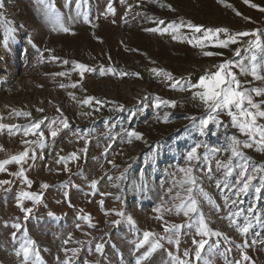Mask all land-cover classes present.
Wrapping results in <instances>:
<instances>
[{
  "label": "rangeland",
  "instance_id": "rangeland-1",
  "mask_svg": "<svg viewBox=\"0 0 264 264\" xmlns=\"http://www.w3.org/2000/svg\"><path fill=\"white\" fill-rule=\"evenodd\" d=\"M262 8L264 0H0V124L13 126L14 133L0 129V162L29 151L21 164L9 163L0 171V181H9L0 183V264H25L23 254L16 255L25 229L40 254V261L31 257L27 264L65 259L69 264H136L149 247L136 246L144 232L162 247L141 264H174L173 257L202 264L194 243L201 240L206 241L202 258L211 264H264V171L259 170L264 151L241 145L242 155L232 156L231 137L248 138L224 112L219 125L211 122L201 134L199 122L207 113L193 98L196 89H187V82H198L228 60L243 88L264 89V79L238 66L250 69L255 63L264 77V53L249 48L257 37L264 44ZM189 22L202 31L189 28ZM60 24L70 31L60 30ZM173 25L179 31H172ZM209 28L256 36H239L228 48L215 47L214 41L201 47L197 41ZM205 51L220 55L204 56ZM73 61L90 70L81 76ZM61 72L65 75H56ZM177 81L186 90L173 88ZM250 94L254 102L264 101V95ZM160 101L176 106L156 107ZM41 120L35 135H24L25 127ZM257 123L264 125V118ZM132 131L142 139L130 138ZM197 144V157L189 161L187 154ZM187 168L195 185L181 171ZM21 169L22 176L13 175ZM248 177L249 189L240 193ZM189 187L198 212L185 216L177 207L188 201ZM21 192L42 197L39 203L20 201L32 209L27 220L17 201ZM201 215L219 235L197 234ZM82 216H90L92 226ZM16 223L20 230L12 227ZM248 224L246 233L237 230ZM172 225L180 228L166 233ZM97 244H103L102 252Z\"/></svg>",
  "mask_w": 264,
  "mask_h": 264
},
{
  "label": "snow or ice",
  "instance_id": "snow-or-ice-1",
  "mask_svg": "<svg viewBox=\"0 0 264 264\" xmlns=\"http://www.w3.org/2000/svg\"><path fill=\"white\" fill-rule=\"evenodd\" d=\"M42 2V0H41ZM222 2V0H221ZM245 3H249V0H245ZM79 6V5H78ZM230 6V5H229ZM252 7H258L255 4L251 5ZM109 11H112L111 7H109ZM261 11H264V8L261 9ZM239 15V13H237ZM85 21L87 22V16L85 15ZM163 23V21H161ZM172 31H179L180 26H170ZM189 28L194 29L195 32L199 33L202 31L200 26L192 25L190 22L188 24ZM60 30L64 32H69L70 29L68 27H65L63 24H60ZM169 29H164V31H168ZM152 31H156V29H153ZM225 34V38L221 39L220 34ZM229 30L226 28H216V29H204L203 30V37L202 40L197 41V43L204 47L203 41H214V46L219 48H228L230 44L237 43V37L239 36H256V33H248V32H238L235 35L228 34ZM175 38V37H173ZM192 41L189 40V43ZM249 48L250 49H260L262 53H264V44L261 43L259 38L257 37L254 41H249ZM240 50L237 49L235 52V55H239ZM204 56H214V55H220V53H214L211 51H205L203 53ZM53 59H56L53 57ZM253 61L256 60V56L253 55L251 57ZM65 64L68 63V61H64ZM74 65V68L80 70V75L83 76L84 72L90 69H87V67L83 64H79L75 61L72 62ZM233 66V62L231 60L225 61L223 63H220L216 66L217 70L215 72H209L205 73L204 75L200 76L198 82L196 83H190L187 82V89H196L192 93L194 99H199L206 110L207 117L203 118L199 122L200 126V132L201 134L205 133V130L208 128L209 124L211 122H215L219 125L218 117L220 113L224 112L231 118L232 126L237 128L240 133L247 136V140L241 142L239 139H237L236 136L231 137V144L230 149L232 156H238L242 155V153L239 151L241 145L244 148H251L254 145L257 146L258 150L264 151V125H260L257 123L258 118H264V110L261 108V104H264V101H261V103L254 102L252 95L250 93L254 92L257 96L264 95V89L261 88H253V89H247L243 88L241 85L240 80L237 79L236 75L231 71V68ZM241 68V71L244 72V74H248L249 71L253 77L256 79H264V77L258 75L257 73V66L255 63L252 64L251 68H246L243 64L238 65ZM155 71V70H154ZM160 73H162L164 76H166L169 80L172 79V76L170 73L163 72V70H160ZM103 74V73H101ZM159 74V73H158ZM56 75H65V73H57ZM180 87L181 91L186 90L185 87L180 86V82L177 81L172 85L173 88ZM63 87V85H61ZM72 87H75V85H72ZM92 97L87 98L83 102L85 104H88L92 101ZM97 103H100L97 101ZM164 104L167 106L175 107L176 103L175 101H160L156 105V107H160V104ZM245 104L247 106H245ZM42 111V110H41ZM24 115H30L29 113H24ZM191 119L195 120V117H192ZM56 122L53 121V124ZM60 123L63 125L64 128L68 127V123L66 119H63L60 121ZM41 124H43V121H37L34 124H32L30 127L24 128V135L29 134H36L35 130L40 129ZM7 127L9 129V134H14L12 132L13 126H6L0 124V129H3ZM40 137L43 138L44 133L41 131L39 133ZM51 135L55 137L57 135V130L51 131ZM129 137L136 138V139H142V134L132 131L128 133ZM259 136V139L257 140L256 137ZM251 141V142H249ZM131 142V139L129 140ZM25 143H28L25 141ZM31 143H36V141H32ZM40 144L42 146L43 139L40 140ZM201 145L197 144L195 147L191 149L190 152L187 154V158L189 161L195 159L197 157V149ZM29 157V151L28 149H25L23 152L19 153L18 155L12 156L9 160H4L0 162V171L5 170V165L9 163H16L21 164L23 161L26 160V158ZM73 157L75 158L74 154ZM261 171H264V168L259 169ZM181 171L185 172L186 174H189V178L187 180V183L190 185H195L196 181L193 177H191L190 173L192 171L191 168L187 169H181ZM13 175H23V169H21L17 173H13ZM241 176L244 175L243 172L240 174ZM251 177H248L245 182H243L242 187L239 188L240 193H245L249 189L250 186ZM0 183H9V181H0ZM31 183L30 181L28 182ZM92 188L96 187V182H92ZM47 184H43L42 188H47ZM256 192H260V188L255 189ZM187 192L189 193L188 201L180 206L177 207V213L183 212L185 216H189L190 213H197L198 212V205L197 200L191 196V193L193 192V188L189 187L187 188ZM206 195V194H205ZM22 199H31L35 203H39L42 197L40 195H37L35 193H28V192H21L20 195L17 197L18 205L22 208V210L25 212L24 219L27 220L29 218L28 214L31 213V208H23L22 203L20 201ZM101 205L103 204V201H100ZM251 211V209H250ZM118 216H123V212L116 213ZM51 215V213H50ZM80 219L89 221V226L91 225V217L90 216H82ZM129 222L135 223L131 216L127 217ZM114 223H119V221H115ZM13 228L20 230L21 225L19 223L13 224ZM251 227L250 224L246 225L245 227H239L237 230L239 232L246 233L249 228ZM180 228L179 225H172L171 227H165V232H170L173 230H178ZM213 235H219V233H213L211 229L208 227L206 222L204 221L203 216L201 215L199 220V225L197 229V234L200 236H208L209 234ZM152 233L144 232L143 239L139 241V243L136 245L137 248L143 247L144 245H149L147 248V251L143 253V255L137 259L136 264H141L142 260L147 259L152 252H154L157 248L162 247V245L158 241H151L149 239L150 236H152ZM16 234L13 233V239H15ZM23 242L20 244L19 249L16 251V255L20 256L23 254V259L25 261V264H27V261L31 257H35L36 261H40V254L39 251L35 248V241L28 237L27 230H24ZM68 241H64V243H67ZM169 243H173V240L169 237L168 238ZM177 244L179 241H175ZM194 243H197V248L195 251V257L197 261H201L202 264H211L209 260L203 259L201 252L205 247L206 241L201 240L199 242L194 241ZM103 244H97L96 245V251L102 252L103 250ZM73 255L76 254L77 250L72 249ZM171 256V253H169ZM185 256H188V252L185 251ZM244 259H249L246 255L244 256ZM174 264H188L187 261L180 260L179 258L173 257ZM63 264H69V261L65 259L63 261Z\"/></svg>",
  "mask_w": 264,
  "mask_h": 264
}]
</instances>
